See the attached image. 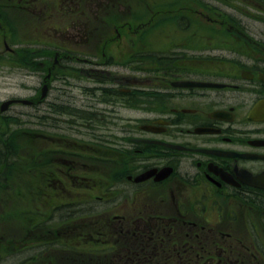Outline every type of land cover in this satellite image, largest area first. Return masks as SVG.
Here are the masks:
<instances>
[{"label": "flooded vegetation", "instance_id": "flooded-vegetation-1", "mask_svg": "<svg viewBox=\"0 0 264 264\" xmlns=\"http://www.w3.org/2000/svg\"><path fill=\"white\" fill-rule=\"evenodd\" d=\"M0 4L47 22L35 35L57 42L29 71L33 114L49 111L54 133L79 130L73 140L34 132L51 160L41 168L33 154V227L47 197L50 216L64 217L50 238L81 254L113 250L108 234L175 232L171 264H264V0ZM75 78L77 102L65 90ZM66 113L78 128L55 124Z\"/></svg>", "mask_w": 264, "mask_h": 264}, {"label": "rangeland", "instance_id": "rangeland-1", "mask_svg": "<svg viewBox=\"0 0 264 264\" xmlns=\"http://www.w3.org/2000/svg\"><path fill=\"white\" fill-rule=\"evenodd\" d=\"M7 0H0V3ZM39 5L49 3L50 0H37ZM111 1V0H110ZM152 1V0H144ZM160 2L162 0H154ZM138 11L141 8L137 7V4L133 2ZM0 4V13H4L5 17H0V104L8 98H31L35 93V89L39 87L38 79L35 74L29 73L34 70V50L36 48L46 49L51 44H57L56 41H51L48 37L41 35H35V29L44 31L47 28V22L40 21L37 25L32 19L28 18L25 21H21L17 15L11 14L2 8ZM139 14V13H138ZM25 22V23H24ZM109 35L112 37L113 32ZM60 45L62 41L58 42ZM123 46V39L109 40L106 48L116 49ZM24 48L25 51H16V49ZM137 48L143 49L141 43L137 42ZM12 48L15 53L11 56L7 55L6 49ZM27 49H30L27 51ZM27 51V52H26ZM26 52V53H25ZM7 55V56H4ZM16 55L26 56L28 60L23 63L24 68L14 67L11 65V61ZM41 77V75H40ZM65 90L69 95L68 100H80L81 92L79 86L83 84L80 78L68 79ZM75 85L77 87H75ZM69 87V88H68ZM71 87V88H70ZM38 117H35L32 111V107H25L20 104L11 105V107L3 114L6 118H11L10 128L22 129L25 133H21V137L15 140L14 150L16 151L15 157L6 160L5 164H0V264H21L28 258L41 257V261L38 263L44 264L49 261H59V264H70L63 261L60 257L67 254L63 248L66 245L60 244L59 247L55 245L47 246V249L54 248L53 251H41V247L37 246L38 235L39 237H50V232L55 228V224H59V221L64 217L59 216V211H55L49 218L43 217L44 214L50 213L48 210V199L42 197L43 203L40 204L39 213L34 216L35 221H42L39 227L32 229L33 220V208L36 206V201L33 200L32 181H34V165L33 154L36 149L40 152V161L47 162L51 160L46 152L50 143L47 138L40 137L35 142L34 132L38 131L41 135L46 137L51 134L57 136L63 135L66 138L77 139L75 136L79 134V130L76 132L68 131L55 133L52 131V118L53 115L45 109L40 110ZM44 112V113H43ZM47 117V118H46ZM46 118V119H44ZM57 121L55 124L62 128H78L80 120L79 118L73 119L67 113L63 115H57L55 117ZM44 120V121H43ZM14 122V124L12 123ZM71 130V129H70ZM33 134V135H32ZM20 134H17L19 136ZM34 136V137H33ZM10 158V157H9ZM49 194L47 191L43 196ZM107 206V205H106ZM105 207V206H104ZM32 218V220H31ZM54 224V225H53ZM22 226V228H19ZM32 232L29 233V231ZM38 230V231H37ZM50 230V232H49ZM34 231V237H33ZM106 238H104V242ZM20 242H23L22 251L16 253L12 251ZM106 243H104L105 245ZM27 246V247H25ZM51 246V247H50Z\"/></svg>", "mask_w": 264, "mask_h": 264}, {"label": "trees", "instance_id": "trees-1", "mask_svg": "<svg viewBox=\"0 0 264 264\" xmlns=\"http://www.w3.org/2000/svg\"><path fill=\"white\" fill-rule=\"evenodd\" d=\"M27 51H29L27 49ZM26 51V52H27ZM25 52V53H26ZM41 53V52H40ZM23 63L28 60V58L24 55L21 57H17ZM18 60L13 59L12 62H17ZM19 63V62H18ZM44 121V120H43ZM14 124V122H12ZM11 118H6L0 116V164H5L6 160L11 159V157H15L16 151L15 140L16 137L20 138L24 133L22 129L18 128H10L11 126ZM17 134H20L17 136ZM10 157V158H9ZM32 230L29 231V233ZM122 237L117 243V248L113 250H108L103 255H95V254H81V253H70L68 255H64L60 257L63 261L68 262L70 264H171L176 262V250L169 246L171 243L176 242V233H160L158 236L154 234L151 239H148L149 234H145L143 232L138 233H128L124 232L120 234ZM34 237V231H33ZM55 239V238H53ZM50 237H40L38 242L42 243L44 241H50L46 244H41V251H53L54 248L47 249V246L54 245L56 242ZM101 256V257H99ZM133 257L136 260H148L149 262H135L132 261ZM186 257V256H185ZM40 256L37 258H28L26 261H23L21 264H40L41 261ZM59 261L56 263V260L49 261L44 264H59Z\"/></svg>", "mask_w": 264, "mask_h": 264}, {"label": "water", "instance_id": "water-1", "mask_svg": "<svg viewBox=\"0 0 264 264\" xmlns=\"http://www.w3.org/2000/svg\"><path fill=\"white\" fill-rule=\"evenodd\" d=\"M45 86L42 87L41 91H42V96L44 95V92H45ZM12 103H20V104H30V101L28 100H20V99H17V100H8L4 103L1 104L0 106V111L3 112L7 109L8 105L12 104ZM162 173H168L167 170L165 171H162L159 173L157 179H161L163 178L165 175H163ZM152 174V171L151 172H148L146 173L145 175H140L139 177H137L135 179V181H141V180H144L146 178H148L150 175Z\"/></svg>", "mask_w": 264, "mask_h": 264}]
</instances>
